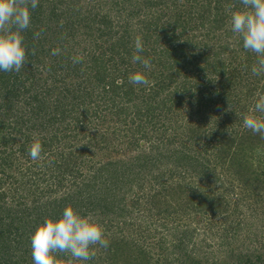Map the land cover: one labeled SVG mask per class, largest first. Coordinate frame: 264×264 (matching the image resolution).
<instances>
[{
    "label": "trees",
    "instance_id": "1",
    "mask_svg": "<svg viewBox=\"0 0 264 264\" xmlns=\"http://www.w3.org/2000/svg\"><path fill=\"white\" fill-rule=\"evenodd\" d=\"M242 8L39 0L27 62L0 71V264H34L31 235L66 206L109 241L73 264H264V138L243 126L264 75L231 31Z\"/></svg>",
    "mask_w": 264,
    "mask_h": 264
},
{
    "label": "clouds",
    "instance_id": "2",
    "mask_svg": "<svg viewBox=\"0 0 264 264\" xmlns=\"http://www.w3.org/2000/svg\"><path fill=\"white\" fill-rule=\"evenodd\" d=\"M243 5L240 10L231 12V31L238 35L243 48L257 57L252 65L253 75H264V0H239ZM39 0H0V71L19 72L26 60V48L23 43V31L31 25V10L38 7ZM40 33L34 35L39 37ZM133 62L150 68L149 59L142 57V38L134 41ZM60 49H53L52 55H58ZM34 54V53H33ZM73 63H80L82 57H73ZM129 82L136 85H148L150 81L141 72L129 75ZM254 109L243 116V126L254 134L264 138V117L253 113L264 114V94L257 93ZM229 109H232L229 106ZM42 145L33 142L29 155L36 161L41 158ZM31 255L34 264H56L54 253L69 254L71 259L88 261L95 256L92 246L107 248L109 241L105 238L101 225L94 222L91 216H81L71 206H66L60 218L46 219L31 235Z\"/></svg>",
    "mask_w": 264,
    "mask_h": 264
}]
</instances>
